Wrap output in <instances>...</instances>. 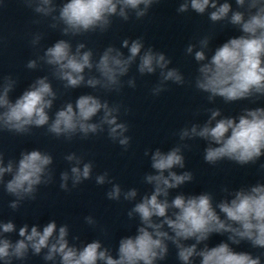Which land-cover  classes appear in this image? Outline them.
<instances>
[{
  "label": "clouds",
  "instance_id": "1",
  "mask_svg": "<svg viewBox=\"0 0 264 264\" xmlns=\"http://www.w3.org/2000/svg\"><path fill=\"white\" fill-rule=\"evenodd\" d=\"M160 0H22L25 7L40 17L50 18L49 27L59 29L62 36H79L90 32L104 33L112 25V17L124 21L134 14L136 19L145 17L150 8ZM234 9L229 0H181L178 13L189 10L198 15L208 14L213 23L227 21L241 33L231 37L217 47L209 58L205 49L207 37L189 44L186 54L193 55L199 64L195 87L208 94L209 102L216 97L226 103L264 96V0H235ZM40 23L39 20L34 21ZM41 34L34 35L31 43L39 45ZM127 49L128 54L121 49ZM86 49L83 42L75 49L70 40L59 39L44 49L43 55L27 62L28 69H37L40 63L50 66L52 76L64 82L66 89L81 86L109 92H120L122 77L128 75L136 64L138 73L152 75L159 71V83L152 89L158 96L166 90L168 82L184 85L185 78L165 53L152 47L145 48L142 38L124 39L121 47L109 45L94 60V53ZM138 61V63H137ZM87 70V74H86ZM95 71L98 75H92ZM130 88L136 87L135 78L127 80ZM17 81L12 76L0 78V131L28 134L32 128L47 126L56 137L71 140L77 134L82 138L107 130L108 137L127 150L131 137L126 135L129 127L121 122V105H110L107 100L92 94L80 95L75 102H67L58 109L54 118L49 112L57 99L48 76L36 78L15 100L10 93ZM208 119L203 124H192L182 128L178 135L181 141L200 138L207 142L204 161L215 165L227 159L243 166L254 164L264 156V107L246 108L238 116H223L219 108L208 109ZM94 121V118H97ZM177 145L168 151L161 148L145 151L150 155L153 170L145 174L144 182L152 186L150 194H144L127 213L129 219L139 218L134 236L119 241L114 257L111 250L100 240H93L82 247L69 242L67 224L58 227L55 220L48 222L42 230L39 225L19 227L18 239L13 241L8 234L16 233L12 221H0V261L13 264L23 261L29 253L56 264H157L166 259L169 242L177 250L181 264H261L260 256L248 252H237L230 245L247 241L254 248L264 249V183L241 187L229 192L230 199L218 203L208 192L198 195L178 193L169 200L170 190L178 189L193 181L191 171L177 173L174 169H185L183 148ZM71 165L69 171L60 173V188L69 190L92 178L93 163L84 162L75 153L65 156ZM53 157L39 149L22 151L18 160L5 163L0 152V185L15 197L9 207L17 210L21 202L34 200L40 185L50 184L53 173L50 166ZM264 171V164L260 166ZM10 179L5 180V177ZM97 185L111 184L106 193L109 200L135 201L138 190L124 191L109 178L107 172L95 176ZM224 191H228L224 189ZM89 225L96 223L92 216L85 217ZM213 234H227V242L209 247L207 241ZM73 239H79L74 237ZM193 241V243H186ZM203 244V247H199Z\"/></svg>",
  "mask_w": 264,
  "mask_h": 264
}]
</instances>
